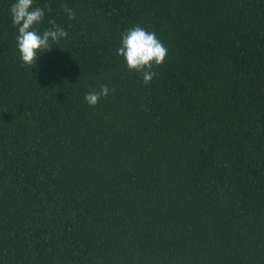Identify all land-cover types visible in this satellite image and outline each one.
I'll use <instances>...</instances> for the list:
<instances>
[{"label":"trees","instance_id":"16d2710c","mask_svg":"<svg viewBox=\"0 0 264 264\" xmlns=\"http://www.w3.org/2000/svg\"><path fill=\"white\" fill-rule=\"evenodd\" d=\"M9 4L0 264H264V0H37L68 37L32 67ZM136 26L168 50L147 84Z\"/></svg>","mask_w":264,"mask_h":264},{"label":"clouds","instance_id":"9594fccd","mask_svg":"<svg viewBox=\"0 0 264 264\" xmlns=\"http://www.w3.org/2000/svg\"><path fill=\"white\" fill-rule=\"evenodd\" d=\"M63 11L69 20L75 18L73 9L65 7ZM50 12L47 4L38 5L37 0H10L8 15L15 29L16 51L25 66H36L41 55L68 37L62 25L55 20L46 21ZM167 51L155 32L136 26L121 33L116 55L122 57L128 70L140 73L143 82L147 84L156 75L153 67L163 63ZM109 93L107 85H100L98 90L86 93L84 100L89 106H95Z\"/></svg>","mask_w":264,"mask_h":264}]
</instances>
